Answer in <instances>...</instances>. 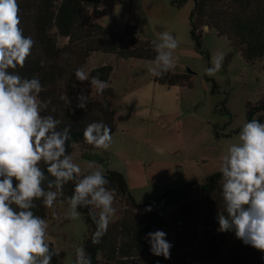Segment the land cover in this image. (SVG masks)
Returning <instances> with one entry per match:
<instances>
[{"label":"rangeland","instance_id":"1","mask_svg":"<svg viewBox=\"0 0 264 264\" xmlns=\"http://www.w3.org/2000/svg\"><path fill=\"white\" fill-rule=\"evenodd\" d=\"M97 0H84L91 9ZM104 16L99 23L117 33H128L135 38L149 40L154 46L157 34L171 32L179 41L174 56L176 67L172 73L190 75L191 86H166L154 82L148 68L152 61L138 58H116L112 54L93 53L84 70L111 65L110 83L114 89L116 108L115 131L108 150L86 152L74 145L71 155L87 174L88 162L96 161L108 170L121 172L131 195L137 203L159 197L166 189L180 188L184 183L203 182L219 171L221 157L228 146L238 143V133L247 121L246 106L256 103L264 92V64L261 59L247 63L233 49L224 36L205 31L202 49L209 53L206 60L195 50L190 35L189 15L192 0H99ZM133 28H136L133 29ZM207 28H205L206 30ZM60 43L66 40L59 39ZM224 54L223 66L215 76L205 69L212 67L211 58ZM216 84V89L213 87ZM77 90L89 97L95 89L78 81ZM199 198L216 217L219 207L211 199L192 192L191 199ZM222 203L223 201L218 202ZM181 202L160 209L167 219ZM116 212L110 223L123 214L125 203L115 196ZM67 199L58 196L54 207L46 208L48 241L59 253L61 264H75L76 247H83L89 226L83 216L66 218ZM195 241L190 248L180 250L184 264L189 259L199 264H232L233 255L254 249L235 238L233 232L220 233L204 223L195 229ZM249 250V251H250ZM248 264H264V256L257 255Z\"/></svg>","mask_w":264,"mask_h":264},{"label":"clouds","instance_id":"2","mask_svg":"<svg viewBox=\"0 0 264 264\" xmlns=\"http://www.w3.org/2000/svg\"><path fill=\"white\" fill-rule=\"evenodd\" d=\"M20 24L17 0H0V264H51L59 253L48 241L46 219L33 211L36 202L53 208L64 186L72 182L66 218L77 219L79 209L86 208L96 225L92 243L98 244L116 212V190L107 187L110 181L96 161H89V171L82 174L81 166L68 153L70 128L61 129V120L42 115L51 101L39 98L43 90L40 79L24 77L17 71L25 67L35 45ZM157 40L156 56L148 71L161 77L176 67L178 58L174 53L179 41L169 31L159 32ZM223 60L222 52L215 53L212 67L205 69L206 75L215 76ZM75 77L81 82L89 81L98 95L107 87L98 75L90 78L83 68L75 70ZM61 99L72 108V99ZM75 99L73 111L87 109L89 95L81 91ZM83 139L93 148L106 151L113 141L112 129L103 121H93L85 127ZM238 141L228 146L220 160L224 211L217 210L216 230L233 232L244 245L264 253V122L246 121ZM144 211L151 212L152 206H146ZM145 239L152 255L171 259L173 245L166 232L155 230ZM74 253L75 264H91L84 247H76Z\"/></svg>","mask_w":264,"mask_h":264},{"label":"trees","instance_id":"3","mask_svg":"<svg viewBox=\"0 0 264 264\" xmlns=\"http://www.w3.org/2000/svg\"><path fill=\"white\" fill-rule=\"evenodd\" d=\"M193 6L189 15L190 35L195 50L206 60L209 53L202 49V38L205 31H214L224 36L231 47L241 57L252 63L261 59L264 64V0H192ZM20 8V27L25 36L35 41L31 55L23 69H17L24 77L36 76L43 85L39 94L42 100L50 99L48 108L42 115H52L62 121L59 126L70 128L71 140L68 142V153L74 145H79L86 152L97 149L83 139L85 127L93 121H103L115 131L116 108L114 106V89L107 85L104 93L89 97L87 109L75 111L78 80L75 77L77 68H85L93 53L112 54L116 58H138L153 61L156 52L154 44L149 40L132 37L128 30L124 34L103 27L99 20L104 11L99 9L100 1L89 9L84 0H17ZM205 28H207L205 30ZM136 30V28H133ZM59 39L66 40L60 43ZM43 61V66L42 62ZM113 71L111 65L92 68L87 74L99 76L110 83ZM154 82L166 85H188L190 75L169 71L161 77H154ZM91 87L89 81H83ZM216 89V84L213 86ZM61 97L72 99V108H68ZM247 121L258 119L264 122V92L254 104L246 106ZM41 167L46 166L41 164ZM46 175H48L46 173ZM110 181L109 188L116 190V196L125 203L122 216L109 224L106 234L100 243H92V234L96 225L88 215L86 208L79 211L89 226V234L83 247L91 257V264H184V254L180 250L190 248L195 241V229L204 223L216 230L218 223L213 218V210L205 206L199 198L191 199L192 192H197L205 199H211L213 206L223 212L221 195V175L219 171L209 175L203 182H187L180 188L166 189L159 197L139 204L131 195L125 176L117 170L105 172ZM51 179V177L49 176ZM47 183L45 182V187ZM74 185L69 182L64 186L63 197L67 199L73 192ZM174 201L181 202L180 207L167 219L160 209ZM36 215L46 218V207L37 201ZM152 206L151 212H145L146 206ZM163 230L167 240L172 243L171 259L154 256L150 253V245L145 239L149 232ZM53 248L52 243H50ZM54 249V248H53ZM233 255L232 264H248L255 253ZM51 264H61L59 254L53 257Z\"/></svg>","mask_w":264,"mask_h":264},{"label":"built area","instance_id":"4","mask_svg":"<svg viewBox=\"0 0 264 264\" xmlns=\"http://www.w3.org/2000/svg\"><path fill=\"white\" fill-rule=\"evenodd\" d=\"M188 264H199L198 261L193 260V259H189L188 260Z\"/></svg>","mask_w":264,"mask_h":264}]
</instances>
